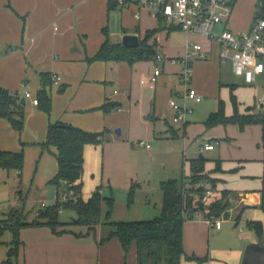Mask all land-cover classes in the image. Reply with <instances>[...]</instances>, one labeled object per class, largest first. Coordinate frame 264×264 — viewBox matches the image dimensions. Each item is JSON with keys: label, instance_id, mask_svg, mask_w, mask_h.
<instances>
[{"label": "crops", "instance_id": "1", "mask_svg": "<svg viewBox=\"0 0 264 264\" xmlns=\"http://www.w3.org/2000/svg\"><path fill=\"white\" fill-rule=\"evenodd\" d=\"M134 8L133 6L118 7L108 10V0H0V87L15 93L19 102L24 97L25 91L30 90L32 96L37 98L38 92L44 90L50 98L51 105L48 112L39 105H34L31 99H26L27 105H22L20 102L24 108L23 129L20 132L13 129L6 119L0 118V151L23 152L24 157L29 153L40 152L38 158L45 151L55 154L54 147L46 150L41 147V144L46 140L49 124L55 122L69 124L91 133L105 130L107 134H110L108 137L111 136L113 141L117 142L114 140L115 136L112 135V130L116 127L115 129L119 132L117 137L123 133L124 124L120 123V120L123 118L124 111L111 109L106 112L100 108L107 103H117L120 108L125 103L131 108L133 104L131 99L138 100L136 98L139 95L137 91L140 89L135 88V80L138 74L143 72L144 64L140 61L128 64L125 61L89 60L99 51L106 40V35L112 42L121 43L124 35L135 34L141 40L146 32L155 31L149 43L155 41L156 50L162 58L160 61L151 60L153 70L149 71L147 80L144 79L146 81L144 84L141 83L143 79L139 80L141 86L154 92L150 108L147 107V104L151 96L146 94L143 98L145 102L142 112L151 114L145 119L154 114L152 112L155 109L153 106H155V92L158 89L159 79L168 76L174 82L179 83L178 66L173 60L183 56L188 39L200 41L210 51L206 60H198L193 63L192 85L202 98L207 93L219 96L222 90L227 91L230 87L235 89L239 97V102H237L240 114L258 113L263 109L264 102L258 103V101L264 95V73L249 85L258 91L259 88L260 90L263 88L257 94L258 99L254 97V102L244 100L240 96V89L248 84L242 77L234 74L230 62L222 63L220 61L217 44H209L205 39L187 35L177 27L168 29L159 18L154 17L147 10H139L140 18L136 19L134 17L136 8L135 10ZM255 14V12L252 14V11L247 12L245 17L236 18L232 25L228 24L227 26L232 31H247L256 18ZM180 33L184 34L181 39L176 36ZM172 37L175 38L173 39L175 45L171 44L170 38ZM155 67H159L161 73L157 77L156 83L150 85L148 79L153 74ZM42 74L58 75L61 80L58 84L45 86L42 83ZM163 85L168 87L170 94L178 91L174 83L167 86L164 80ZM127 95L128 97H126ZM234 96H236L235 93ZM255 99H257L258 105H256ZM219 100L223 102V100ZM169 108L172 110L170 106ZM114 110L120 113H114ZM161 118L166 119V114H161ZM186 125L188 123H184L182 129L172 126L175 131H171V126H169L163 132L172 137L185 136ZM142 127L145 130L142 134L145 136L151 134L149 126L142 125ZM245 128L246 126L237 131L233 126L229 127V135H226L225 139L231 141L232 145H228V148L231 150L240 148V151L232 157V162L226 163L221 151L217 158H211V160L202 154L216 149V145L210 142L212 139H216L217 145L220 147L221 141L217 138L218 135H221L219 133H214L215 137H208L204 143L200 144L198 157L190 159V161L197 158H203L205 162L213 161V167L206 169L204 164L205 174L216 181L213 196L216 195V198L220 199L225 193L227 206L225 212L221 213L218 218L227 217L231 212L234 213L235 220L244 216L249 219V222L264 223V212L256 214L261 201L260 191L264 189V159L263 164H254L248 161L254 157L248 156L249 150L252 148V141L247 145L243 141L242 136ZM253 128L254 133H258L259 127ZM152 134H155L154 130ZM108 141L107 138L102 146L87 145L84 149L83 174L80 180L86 191V193H82L84 200H87L98 186L101 187L102 194L106 196L107 192L112 195V189H116V187L127 189L132 185V173L127 172L121 181L114 182L100 171L99 166H95L93 177L84 176V170L88 168L89 156L94 152V148L103 149ZM206 144L213 145V149H203ZM257 158H261V155H258ZM45 169L46 172L50 170ZM16 172L19 177L22 175V170ZM50 173H52L51 170ZM190 175L191 172L188 176L184 174L185 177H190ZM239 176L246 179L239 180ZM253 178H262L263 186L259 184L261 183L259 180ZM183 181L186 184L189 182L186 178ZM54 189L56 191L55 186ZM91 189L93 190L89 193ZM36 191L39 195L36 201L44 200L42 191L38 188ZM17 194L18 202L15 208H24L25 211L26 197H23L22 190L18 189ZM159 194L161 202L159 211H161L162 192L160 188ZM216 198L212 202L217 200ZM55 201L52 203L54 204ZM49 205L46 204V206ZM38 208L40 206L36 207L35 212ZM250 216L252 217L249 218ZM112 219L120 221L117 220L118 218L113 217ZM139 220H149V218H140ZM222 228L223 223H221L220 229H216L198 217L186 220L183 225V249L185 233L194 235L195 244L200 246L209 237L210 231L222 234ZM61 229L67 232L55 233L46 225L22 227L18 234L20 243L14 264H137L135 245H132L126 254L118 238L107 239L113 231L112 226L98 225L93 231H89V227L79 225L58 228V230ZM249 246L264 248L263 243H259L257 238L250 237L246 233L232 249L220 252L226 255L228 264H243L244 253ZM192 252L194 253V251ZM189 263L200 264L196 260Z\"/></svg>", "mask_w": 264, "mask_h": 264}, {"label": "rangeland", "instance_id": "2", "mask_svg": "<svg viewBox=\"0 0 264 264\" xmlns=\"http://www.w3.org/2000/svg\"><path fill=\"white\" fill-rule=\"evenodd\" d=\"M135 6H133L134 8ZM136 8V7H135ZM134 8V10H135ZM258 10L257 0H236L233 6V12L229 19L228 24L232 25L236 18H243L247 15V12L252 14ZM165 24V23H164ZM227 24V25H228ZM168 29L174 28V26H167ZM231 29V28H230ZM232 30V29H231ZM235 31V30H233ZM237 32V31H235ZM179 33V32H177ZM180 39L184 37V34L176 35ZM153 37V36H152ZM174 37L170 38L171 44H174ZM144 64L143 72L141 71L136 77L135 88L140 89L137 91L138 100L132 98L131 108L128 105L121 106L120 111H124L120 123L124 124L123 133L117 137L119 132L113 128L112 135L114 140L107 134L109 141L104 145V148H94V152L89 156L88 168L84 170V176L93 177L95 166H99L100 171L105 173L108 178L110 177L114 182L121 181L127 172L132 173L131 186L127 189L121 188L113 190V194L106 193V197H112L114 199L113 208L111 210V219L118 218L120 221H138L140 218L154 219L159 216L160 208V183L166 180H176L182 182L184 178L188 181L190 174V159L196 158L199 155L200 144L204 143L208 137L214 133H219L217 138L220 139L221 145L218 147L216 139H212L213 145H216L214 151L203 152V156L211 160V158H217L219 152L226 163L232 162V157L235 156L240 148L231 150L228 145H232L231 141L226 140V135H229V127L233 126L237 131L240 128L237 125H217L215 127L207 128L205 121L212 112L218 110L219 99L223 100V107L225 115H230L233 112L232 96L239 102V97L235 92V89H224L219 93V96L207 93L203 95L202 101L196 103L192 100H185L182 95L184 94V86L179 82H174L168 76H163L159 79L158 89L155 99V108L152 112V117L145 119L146 116H150L149 112L143 113L142 107L144 106V96L146 94L151 96L147 107H151L153 101V91L147 90L146 87L139 84V80H147V75L150 70H153V62L151 60H141ZM147 73V74H146ZM167 83V86L176 85V89L179 91L170 94L168 87L163 85V81ZM179 81V80H178ZM242 86V85H240ZM263 88H261L262 90ZM29 90V89H28ZM240 96L244 100H252L254 97L258 99V89L253 86L245 85L240 89ZM30 91V90H29ZM148 92V93H147ZM151 93V94H149ZM234 93L236 96H234ZM128 97V95L126 96ZM174 99L178 105L186 109L185 117L183 121L176 123L173 121L174 112L169 108V101ZM255 99V102L257 101ZM219 100V101H218ZM237 102V103H238ZM27 105V103H26ZM256 105L257 102H256ZM147 108V109H148ZM51 109V108H50ZM114 113L117 110H114ZM166 114V119L161 118V114ZM121 115V114H119ZM186 125V135L180 137H172L166 131L169 126L170 130L175 131L182 129L183 124ZM142 125L149 126L151 128V134L145 136ZM174 126V127H172ZM259 127L258 133H254L253 127ZM262 127L260 124L247 125L243 133L244 143L250 144L252 141V148H250L248 156L254 157L250 159V163L263 164L264 148L262 143ZM154 130V135L152 134ZM177 132V131H176ZM254 140V141H253ZM107 141V140H106ZM105 141V142H106ZM149 145V148L146 146ZM222 148V149H220ZM224 148V149H223ZM220 149V150H219ZM260 153V154H257ZM39 153H29L25 157V163L22 169V175L19 177L15 170H9L0 168V218H3V213L9 210V205H17L18 194L17 190L23 191V197H26L25 213H27L28 219L35 218V209L40 206V201H44L45 204H53L57 197V193L54 186L51 183L52 178L56 173L57 161L53 153L46 152L40 157ZM261 155V158H257ZM189 160V161H188ZM213 161H206L205 167L210 168ZM213 167V166H212ZM50 169L52 173L46 172V169ZM185 174V176H184ZM239 180L246 179L242 176L238 177ZM259 180L261 186H263L262 178H253ZM227 182H229L227 180ZM42 191V198L39 201L37 197L36 189ZM212 190H215V186H211ZM30 189V190H29ZM132 193H129L130 190ZM91 189L89 193L92 191ZM83 192L86 193L83 187ZM217 196L214 195L212 200ZM63 197H61L62 201ZM84 199V198H83ZM217 200L219 198H216ZM211 200V199H210ZM211 200V201H212ZM64 201V200H63ZM39 203V204H38ZM23 204V202H22ZM107 205H103V211L106 212ZM225 212V210H224ZM263 214L262 210L257 209L256 214ZM76 215L69 209H60L59 220L69 224L71 220L75 219ZM234 213H229L227 217L222 218L223 228L222 234L217 231H210L209 237L205 242L198 246L194 242V235L185 233L184 236V251L187 256H196L199 258L200 264H228L226 255L221 254V250H230L233 246L240 242L241 237L244 234L250 235V237H256L255 232L249 227V219L242 216L238 220L234 219ZM250 216L249 218H251ZM126 218V219H125ZM124 219V220H123ZM113 220V219H112ZM263 229H264V223ZM2 243L0 244V264H3L7 258V248L13 241V235L11 231L5 230L2 236ZM250 240V239H249ZM194 251V253L192 252ZM226 252V251H225ZM190 260L183 258L182 264L189 263Z\"/></svg>", "mask_w": 264, "mask_h": 264}, {"label": "trees", "instance_id": "3", "mask_svg": "<svg viewBox=\"0 0 264 264\" xmlns=\"http://www.w3.org/2000/svg\"><path fill=\"white\" fill-rule=\"evenodd\" d=\"M125 2L130 0H124ZM119 5L118 0H108V10H114ZM256 18H264V0H257ZM155 31H148L135 48H126L120 42H112L108 35L96 55L89 60L127 62L133 64L141 60H154L156 55L155 41L149 43ZM43 85H50L51 76L42 74ZM38 105L45 111L50 110V98L44 90L37 94ZM234 113L227 116L224 113L223 102L220 101L218 110L211 113L205 121L207 128L217 125H237L243 129L247 125L260 124L262 126V146L264 148V106L258 113L240 114L236 98L232 96ZM119 104L107 103L101 106L103 111L118 110ZM0 118L6 119L13 129L21 131L24 123V108L18 101L15 93L0 87ZM107 140V131L91 133L64 123H50L47 129L46 140L41 144L43 150L55 148L57 161V173L51 180L56 187V201L44 208H38L35 218L29 220L24 208H13L3 213L0 218V244L5 230L11 231L13 241L10 243L7 258L3 264H14L19 246V230L22 227L46 225L53 232H67L58 230L64 224L59 220L60 209H69L75 213V219L70 225L89 227V231L98 225H109L113 231L108 238L119 239L124 252L127 254L130 247H136L137 264H182L183 258L199 261V258L187 256L183 249V225L187 220L185 213L204 206L198 201V197L205 192L204 185L215 186L216 181L205 174V159L191 160V175L186 184L176 180L161 182L162 207L158 217L149 220L138 221H113L111 210L114 199L102 194L98 186L87 200L82 198L83 184L80 182L84 166V149L87 145L102 146ZM25 157L23 152L0 151V168L20 172L23 169ZM218 170V167H217ZM203 184V186H200ZM68 185V189L63 186ZM131 189L129 193H132ZM207 208L216 217L226 210L225 193ZM66 195L67 199L61 201ZM261 201L259 209L264 212V189L260 191ZM107 205L106 212L103 205ZM249 227L255 232L259 243L264 244V229L259 221L249 222Z\"/></svg>", "mask_w": 264, "mask_h": 264}, {"label": "built area", "instance_id": "4", "mask_svg": "<svg viewBox=\"0 0 264 264\" xmlns=\"http://www.w3.org/2000/svg\"><path fill=\"white\" fill-rule=\"evenodd\" d=\"M236 0H118L121 7L135 6L134 17L140 18L139 10H147L154 17L159 18L165 25L179 28L187 35L200 37L219 46V58L222 63L230 62L235 75L242 77L248 85L253 84L256 78L264 73V18H255L252 26L244 32H235L228 28L227 24L233 12ZM220 27V28H219ZM209 50L197 40L188 39L183 56L173 61L178 66V80L184 86L185 100L199 103L202 96L193 88V63L198 60H206ZM161 55L156 51L154 60L160 61ZM161 69L155 67L148 82L154 85ZM61 77L51 76L52 84H58ZM146 81L143 79L141 83ZM116 94L117 91L115 90ZM24 98L31 99L34 105H38V99L29 91H25ZM264 102V95L258 103ZM169 106L174 112V122L183 121L186 109L177 104L174 99L169 101ZM120 109V108H118ZM149 147V145H147ZM213 145L206 144L203 149L211 150ZM203 186V184H200ZM205 192L199 196L198 201L204 206L194 212L185 213L187 220L202 218L209 226L220 229L222 220L209 212L207 206L214 192L208 185H204ZM63 195L62 201L66 200ZM46 207L44 201L40 202V208ZM13 204L9 209H13ZM2 208L0 207V210Z\"/></svg>", "mask_w": 264, "mask_h": 264}, {"label": "water", "instance_id": "5", "mask_svg": "<svg viewBox=\"0 0 264 264\" xmlns=\"http://www.w3.org/2000/svg\"><path fill=\"white\" fill-rule=\"evenodd\" d=\"M140 38L138 35L129 34L122 37L121 44L126 48H135L139 45ZM21 104H26L24 97L20 100ZM68 189V185L63 186ZM243 264H264V248L260 246H249L245 250Z\"/></svg>", "mask_w": 264, "mask_h": 264}]
</instances>
